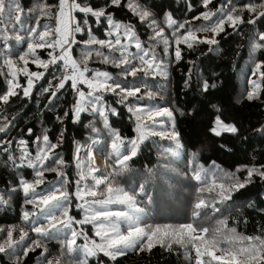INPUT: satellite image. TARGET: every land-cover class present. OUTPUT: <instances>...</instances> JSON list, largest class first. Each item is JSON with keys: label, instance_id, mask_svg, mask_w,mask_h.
I'll return each instance as SVG.
<instances>
[{"label": "trees", "instance_id": "16d2710c", "mask_svg": "<svg viewBox=\"0 0 264 264\" xmlns=\"http://www.w3.org/2000/svg\"><path fill=\"white\" fill-rule=\"evenodd\" d=\"M7 2L10 3V0ZM78 2L82 6L91 5L94 10L105 9L115 21L130 24L142 49L136 48V39L127 38L121 30L119 38L121 44L126 45L125 55L131 59V63L122 67H116L114 63H103V57L97 56V51L110 60H119L121 52L112 51L106 46L85 45L83 41L89 38L85 30L75 34L77 43L72 45V58L79 63L85 55L90 54L87 67L91 71L87 75L91 76L95 70H106L112 77L109 84L120 83L128 89L138 87L140 92L123 103L119 102L121 96L115 93H97L102 96L97 107L114 109L116 113L113 115L111 111L106 112L108 128H105L99 112H83L77 120L74 105L78 94L72 89L71 81H67L65 87L57 91L63 75H70L71 69L65 73L62 61L44 69L31 63L29 57L28 70L43 72V77L36 81L29 97H24L22 89H17L18 95L10 97L7 104L0 101V127L8 124L7 130L0 132V245L6 246L8 230H12V240L18 241L5 253H0V264H48V261L55 264L57 260L60 264H78V261L84 259L83 252L78 250L69 253L63 247L65 241L71 239L72 231L82 230L90 238L100 242V237L95 236L96 225L100 222L109 227L115 226L120 233L126 234L130 227L147 229L187 223L211 230L223 220L227 223L225 232L235 228L243 236L264 234V179L254 176L252 183L234 193L231 200L221 202L218 196V185L232 182L228 180V176L234 175L242 181L247 176V168H260L264 165V78L259 73L253 75L257 72L256 63L264 61V47H254L261 43L258 36L264 32V17H257L255 24L245 22L235 29L225 23V30L215 36L218 41L215 45L196 43L189 49L186 44L181 43L179 47L182 49V59L179 61L174 55L177 47L174 35L176 26L170 28L163 20L166 14H170L177 25L185 23V28L177 33L183 35L189 27L193 30L210 28L219 19H226L230 12L232 15L243 16L245 21L252 19L257 14L242 11L243 5H259L264 0H211L207 7L203 0H133L140 5L141 10L153 14L143 22L127 7L129 0H121L119 7L112 5L111 0ZM57 3L58 0H19L23 9L20 22L15 21L17 13L9 9L0 16V94L6 92L8 81L12 79L4 60L12 57L18 68L23 67V62L18 60L19 55L27 50L28 42L38 40L30 30L35 28L36 33H39L44 30L45 24L55 28L56 9L44 16L38 6ZM233 8L237 11L232 12ZM206 12L213 14L211 20H204L201 16ZM75 16L77 20L88 19L86 28L90 27L92 34L98 39L115 42L117 33L113 31L109 34V25L104 17L96 22V18L87 13L77 12ZM153 20L156 22L155 26L152 24ZM160 29H163V34L156 36ZM17 36L22 39L17 40ZM196 36L201 39L211 38L213 33L196 31ZM165 40L167 44L164 43ZM50 51L52 49H37L36 55L47 61L50 59ZM59 52L60 49H56L54 54ZM145 52L149 53L145 56L146 60L150 59L153 52L157 60H163L166 76L158 72L125 75L133 67H144L139 57ZM259 71L264 72V67ZM16 79L20 85L26 86L27 78L22 73ZM252 81H256L260 87L257 97L248 100L247 94L254 88ZM204 82L210 85L207 91L203 90ZM50 84L52 87L45 92L44 89ZM79 87L85 93L90 90L85 84H80ZM54 91L56 95L52 97L51 93ZM149 93L154 95L149 96ZM129 108L134 111L130 112ZM137 109L140 111L136 112ZM157 109H168L172 116H159L155 118V122L148 121L145 113ZM65 113L68 115L65 116ZM137 115L146 124L143 129L146 138L139 141L137 155L127 162L128 168L115 177L114 183L130 194H135L137 206L145 211L136 212L128 204L122 203H92L93 200L107 198V184L95 186L96 197L84 196L83 199H78L75 195L78 187L93 188V176L102 179L109 172L120 168L116 163L119 157L111 148L112 130L118 131L124 138L121 156L128 154L131 147L128 142L139 136ZM217 116L225 122L233 123L238 132L215 135L211 129L215 127ZM29 129L32 130L31 133ZM61 130L64 132L63 141L53 150L55 157L45 161L43 166H29L28 159L34 161L39 148L43 146L42 141H37L36 137L47 134L51 143H57ZM172 131L179 133V147L175 141L151 134H167ZM20 141L25 144L22 146ZM78 145L79 159L76 152ZM25 148L28 159H23ZM61 157L65 161L62 166L64 175L58 174L61 166L54 162ZM89 157L94 159V167L97 169L91 175L88 174ZM97 158L106 167L105 174L99 172ZM45 168H56L57 171H45ZM37 171H44L43 183L36 185L34 192L25 195L20 180L23 178L33 182ZM81 173L85 178L78 186L76 181L80 180ZM56 183L59 185L55 191L57 194L62 189L72 194L68 215L75 220L86 217L90 219L97 211L126 215L87 224L73 222L71 227L51 232L48 237L41 236L32 229L40 225L47 226L49 218L46 219L43 212L45 206L40 204L37 207L39 200L32 194L47 190ZM141 185H144V192L139 191ZM112 199L115 200L116 196ZM201 199L207 206L197 209L195 206ZM27 200H33L34 203H26ZM77 204L83 207L78 208ZM25 210L34 214L30 221L22 219ZM63 211V208L59 209L54 216L62 218ZM196 212L199 215H194ZM21 229L27 233L23 241L20 240ZM83 239L82 235L76 237L77 244L81 245ZM37 240L41 247L24 255V251L34 247L33 241ZM220 246L227 247L223 241ZM87 259L88 264H195V252L191 246L185 248L174 245L170 250L156 246L150 252L129 248L114 261L102 253ZM204 259L207 262L209 258Z\"/></svg>", "mask_w": 264, "mask_h": 264}, {"label": "snow or ice", "instance_id": "6c2138e0", "mask_svg": "<svg viewBox=\"0 0 264 264\" xmlns=\"http://www.w3.org/2000/svg\"><path fill=\"white\" fill-rule=\"evenodd\" d=\"M211 3V0H203V4L207 7ZM111 4L117 7L121 6V0H111ZM40 12L44 16H48L53 12L55 8V28H50L47 24L44 25V30L36 33V29L33 28L30 30L31 33L35 34L38 37L36 41H30L27 44V50L23 52V54L19 55L18 60L23 62V67L18 68L16 62L12 57H8L4 60V64L9 69V75L12 77L11 80L8 81V87L6 92L0 94V101L7 104L9 102L10 97H14L18 95L17 89H22V94L24 97H29L31 95V90L34 87L37 80L43 77V72H30L28 70L27 65L29 64V57H31V63L37 64L44 69H48L50 65H56L58 61L63 62V66L65 69V73H67L68 69H71V74L63 75V78L60 80L57 91L59 89H63L65 87V83L67 81H71V87L78 94V99L74 105V114L77 120H79L81 113L86 111L99 112V115L103 117V123L105 128L109 127L108 116L106 114L107 111H111L113 115H115L114 109H104L103 107L98 108L97 104H100L102 101V96L97 95V93L102 92H112L116 95L121 96V100L119 102L123 103L128 100L129 97H135L138 92H140V88L128 89L122 87L120 83H111L108 81L112 79L111 75L108 72H103L96 70L92 73L91 76H86L85 73L90 72L91 70L87 67V62L91 58L90 54L85 55L84 59L79 63L72 58L71 50L72 45L77 43L75 38L76 33H81L87 30L89 38L86 41H83L85 45H100L101 47H108L112 51L119 50L121 52V58L119 60L111 59L108 56H104L103 53L97 51V56L103 57V63H114L116 67H122L123 65H127L131 63V59L125 55L126 45L121 44V40L119 38V33L123 30L124 35L129 39H136V48L142 49V45L136 37V32L130 24H123L114 20L111 13H106L105 9L94 10L91 5L82 6L78 0H58V3L55 5L51 4H43L38 6ZM127 7L136 15L139 16L140 21H145L153 14L146 10H141L140 5L134 3L133 0H129ZM6 9L10 11H15L17 15H15V21H21L20 13L23 12L19 4V0H10V3L7 0H0V16H3ZM260 9H264V2L259 5L254 4H245L242 7V11H248L250 13L257 14L256 17L252 19H248L245 21L243 16L237 14L232 15L231 12L227 15L226 19L221 18L214 23L210 28H201L193 30L191 27L187 29V31L183 35H177L180 29L185 28V23H180L177 25L176 20L172 18L170 14L165 15V20L167 22L168 27L176 26L174 35L176 36V44L175 48V59L177 61L182 59V49L179 47L181 43L187 45L189 49L193 48L196 43H206L215 45L218 41L215 39L216 35L223 32L225 23H228L230 27L237 28L241 24L247 22L248 24H255L257 22V17H264V11ZM235 8L232 9V12H236ZM87 13L96 18V22L100 21L101 17H104L107 20V24L109 25V34L113 31L117 33L115 42L111 40H102L98 39L96 36L92 34V29L88 26V19L77 20L75 13ZM212 13H202L201 16L204 20H211ZM193 19H200V17H193ZM155 20L152 21L153 26H155ZM196 31H211L213 36L211 38H199L196 36ZM163 34V29H160L156 32V36H160ZM55 37L54 39H51ZM6 38V37H5ZM17 40H21L22 38L17 36ZM155 39V37H153ZM258 39L261 43L255 44V48L264 47V32L259 33ZM167 44V40L164 41ZM119 46V47H118ZM52 49L48 53L50 59L45 61L40 59L38 55H36L37 49ZM56 49H60L59 54H54ZM165 52H167V48H165ZM149 53L145 52L143 55L139 57L140 61L143 63L144 67L137 68L133 67L130 72H126L125 75L136 76L138 72H144L145 75L149 73H159L160 75L166 76V71L163 67V60H157L155 53L151 54L150 59L146 60L145 56H148ZM83 65V66H82ZM264 67V61L257 62L255 68L257 72H254L253 75H257L261 78H264V72H260L259 70ZM23 74L27 78L26 86H22L17 82L18 74ZM187 83V82H186ZM254 84L253 91H250L247 94L248 100H253L258 95V89L260 85L256 81H252ZM86 84L90 89L87 93L82 90L79 85ZM52 85L50 84L48 88H45L44 91L48 92ZM203 90L207 91L210 85L207 82H204ZM52 97L56 95V92L51 93ZM154 94L149 93V96ZM130 112H133L134 109L129 108ZM136 112L140 111L139 109L135 110ZM68 113H65L67 116ZM147 120L155 122V118L159 116H172V112L168 109H157L155 111H147L145 113ZM137 132L139 136L137 139H132L128 143L130 144V148L128 150V154L121 156V149L124 147V138L120 135L118 131L112 130V142L111 148L112 151L116 154L119 159H117L116 163L120 165L118 170L114 169L112 172L108 173V176H105L102 179L96 178L93 176L94 187L89 189H80L78 187L75 195L78 199H83L84 196L96 197L97 191L95 190V186H99L101 184H107L105 192L108 194L107 198L104 200H93L92 203H122L128 204L131 208H133L136 212H144L145 209L137 206L136 203V195L130 194L128 191H125L122 187L116 185L114 183L115 177L120 175L124 170L128 168V161H130L133 157L137 155V149L139 146V141L145 139L143 129L146 128V124L143 119L137 115ZM8 124H5L3 127H0V132H5L7 130ZM31 129L29 132L31 133ZM95 131V129H94ZM211 131L219 136L221 132L228 133H237L238 129L234 125L224 124L219 117L216 118L215 127L211 129ZM152 135H159L162 138H166L168 140L175 141L177 147H179V133L176 131H172L170 133H151ZM64 132L61 130L59 134V139L57 143H51L49 140V136L47 134H43L42 137H36L37 141H42L43 146L39 148L35 160L28 159L27 149L25 148V156L23 159H28V164L31 167H37V164L43 166L44 162L49 160L52 157H55V152L53 151L59 146V143L63 141ZM9 143H11L9 141ZM21 145L25 144L24 141H20ZM7 151V149H5ZM79 151L80 147L77 146V159H79ZM90 165L88 169V174L96 172L97 169L94 167V159L89 157ZM58 165L61 166L58 174L64 175L62 166L65 164L63 158H59L54 161ZM264 165L260 168L251 167L247 168V176L241 181L239 178L234 175L228 176V180L232 181L230 184L226 185L221 183L218 185L220 191L218 192V196L221 202L231 200L234 193L239 192L240 190L246 188L248 185L252 183L254 176H259L260 179H264ZM45 171H57L56 168H45ZM151 171V170H149ZM36 179L33 182H28L27 180L21 178L20 186L25 193L28 195L35 191V186L43 183V175L44 171L36 172ZM84 174L81 173L80 180H77L76 183L79 186L81 180H83ZM199 178V177H197ZM213 191L215 189H209ZM140 192H144V185H141L139 188ZM203 191V190H202ZM72 194L67 190H59V194L56 192H52L49 195L42 196L40 198V204L47 207L50 204L55 203L56 206L64 209L62 212V218H58L57 216L51 215L48 219V225H40L33 227V231L41 236L48 237L51 232H57L63 228L71 227L73 222L75 223H89L92 221H104L109 217L113 216H125V213H112L107 211H97L95 212L91 218L86 217L83 221L75 220L74 217L68 215V208L70 207V196ZM104 195V193H101ZM116 196V199L113 200L112 197ZM61 202H67L61 203ZM26 203H34L33 200H27ZM85 203H88L85 200ZM205 201L203 199L199 200L196 204V208L200 209L202 207H206ZM76 207L82 208L83 206L77 204ZM43 211V209H41ZM218 211V209H217ZM33 213L25 210L22 213V219L24 221H30V218L33 216ZM194 215H199L198 212L194 213ZM217 227L214 229L209 228H199L194 226L193 223L181 224L179 226H171L165 225L163 227H148L147 229L144 227H130L128 231L125 233H120L115 226L109 227L103 222H100L96 225L97 230L95 232V236L100 237V242H97L95 239L90 238L87 233H84L82 230L80 232L72 231L71 239L65 241L63 247L67 249L69 253L77 252L81 250L84 255V259L78 261V264H88V257H94L97 253H102L103 255L109 257L111 260H116L118 256L124 255L125 251L129 248L137 249L141 252L143 251H151L154 247L160 246L165 247L167 249H172L174 245H182L185 248L191 246V249L195 252V264H264V234L258 236H243L236 232L235 228L228 229L226 221H219ZM21 231L20 240L23 241L27 236V233ZM84 236V243L82 245L77 244L76 237ZM8 240L5 245H0V253H5L9 248H12L14 243H18V241L12 240V230L7 231ZM224 242L227 247H221V242ZM34 247H29L24 251V255H27L28 252L34 251L35 248L41 247L40 242L33 241ZM217 252L220 254L218 255ZM205 257H208V261H205ZM48 264H53V261H48ZM55 264H60L59 260L55 262Z\"/></svg>", "mask_w": 264, "mask_h": 264}, {"label": "rangeland", "instance_id": "374dc122", "mask_svg": "<svg viewBox=\"0 0 264 264\" xmlns=\"http://www.w3.org/2000/svg\"><path fill=\"white\" fill-rule=\"evenodd\" d=\"M172 18H173V17H172ZM173 19H174V18H173ZM163 20H164L165 24L167 25V22H166V20H165V16H164ZM174 20H175V19H174ZM95 71H96V70H95ZM101 71H103V72H107L106 70H101ZM70 74H71V73H70ZM85 75H86V76H89V75H87V73H85ZM85 85H86V84H85ZM217 117H219L220 120H221L224 124H227V125H234L233 123H229V122H225V121H223V120L221 119L220 116H217ZM217 117H216V118H217ZM215 121H216V120H215ZM234 126H235V125H234ZM222 133H223V132H221V134H222ZM97 162H98L97 164L99 165V166H98V170H99V172L102 173V174H105V173L107 172L106 167H103V165H101V164L99 163V158H97ZM58 188H59V185L56 183V184H54L53 187H51V188H49V189H47V190H44V191L39 192V193H33L32 196L40 201V198H41L42 196L49 195V194H51L52 192L57 191ZM61 203H63V202H61ZM59 209H61V207L56 206L55 203L50 204V205H48L47 207H45V210H44L43 212H44V214H46V216H45L46 219L49 218L52 214L54 215ZM77 220H78V221H83L84 219L79 218V219H77ZM84 224H87V223H84ZM84 229H85V228H84ZM77 237H78V236H77ZM84 242H85V241H84V239H83V242H81V245H82Z\"/></svg>", "mask_w": 264, "mask_h": 264}]
</instances>
